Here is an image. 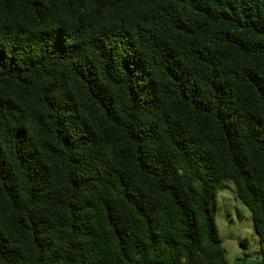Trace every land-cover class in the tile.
<instances>
[{
  "label": "trees",
  "instance_id": "1",
  "mask_svg": "<svg viewBox=\"0 0 264 264\" xmlns=\"http://www.w3.org/2000/svg\"><path fill=\"white\" fill-rule=\"evenodd\" d=\"M222 181L264 261V0H0V264H227Z\"/></svg>",
  "mask_w": 264,
  "mask_h": 264
},
{
  "label": "rangeland",
  "instance_id": "2",
  "mask_svg": "<svg viewBox=\"0 0 264 264\" xmlns=\"http://www.w3.org/2000/svg\"><path fill=\"white\" fill-rule=\"evenodd\" d=\"M233 186L222 181L211 202L214 224L227 264L258 262V239L247 208L233 195ZM241 243L243 245H241Z\"/></svg>",
  "mask_w": 264,
  "mask_h": 264
},
{
  "label": "water",
  "instance_id": "3",
  "mask_svg": "<svg viewBox=\"0 0 264 264\" xmlns=\"http://www.w3.org/2000/svg\"><path fill=\"white\" fill-rule=\"evenodd\" d=\"M246 264H264V261L251 262V263H246Z\"/></svg>",
  "mask_w": 264,
  "mask_h": 264
}]
</instances>
